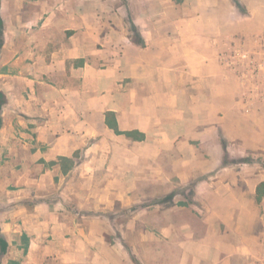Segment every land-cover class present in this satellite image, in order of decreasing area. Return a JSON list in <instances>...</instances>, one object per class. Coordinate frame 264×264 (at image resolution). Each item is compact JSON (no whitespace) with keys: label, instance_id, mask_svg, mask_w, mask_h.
<instances>
[{"label":"crops","instance_id":"0c3cea01","mask_svg":"<svg viewBox=\"0 0 264 264\" xmlns=\"http://www.w3.org/2000/svg\"><path fill=\"white\" fill-rule=\"evenodd\" d=\"M130 1L139 40L124 20L100 32L78 0H0V228L31 241L13 264L40 240V264H264V140L240 116L234 44L182 39L207 18L234 32L238 7L184 0L171 44L159 0ZM10 161L28 163L15 183L33 205L12 204ZM80 192L86 228L68 211Z\"/></svg>","mask_w":264,"mask_h":264},{"label":"rangeland","instance_id":"374dc122","mask_svg":"<svg viewBox=\"0 0 264 264\" xmlns=\"http://www.w3.org/2000/svg\"><path fill=\"white\" fill-rule=\"evenodd\" d=\"M71 0H63V3L68 8ZM239 9V14L234 18L236 26L234 32L223 33L220 37L216 34L214 29V21L207 18V23H204V19H200L194 26L189 23H184L183 28L185 32L182 34L183 44H234L233 49L227 48L224 50L228 62H230L238 76V92H239V104L242 109L240 116L245 118L246 114L249 116V120L254 127L253 138L256 141L264 140V0H233ZM194 0H190L189 3H193ZM79 4L83 7L91 9L95 12L94 18L96 28L100 29V32L107 27H111V24L116 27L119 23L124 22L129 27L132 36L135 40H139V33L132 18V5L134 1L130 0H78ZM174 4V5H172ZM185 4L184 0H162L158 1L157 9L159 15L165 14L169 19L167 22L168 38L171 44H175L180 36L177 32L178 26L176 18L180 14H184L185 9L182 6ZM131 10V11H130ZM2 19V18H1ZM99 25V22H102ZM204 21V22H203ZM5 25V20H2ZM230 23V22H229ZM207 25V26H206ZM196 27V32L194 31ZM228 27V26H227ZM4 27H2L3 30ZM229 30V29H228ZM3 32V31H2ZM96 44H101L99 41ZM1 47V46H0ZM232 61V62H231ZM230 66V65H229ZM258 161L264 166V162L261 157H256ZM7 162H1L2 170L5 173H9L10 190L14 191L16 201L12 204L21 203L24 205H33L38 200L37 197L25 196L23 185H16L18 175L22 173L27 162L23 161H10L9 167ZM53 165V164H51ZM61 181L57 178L58 184L62 189H65L68 185L67 180ZM53 180V179H52ZM50 185V184H48ZM86 190L85 179L82 181V185L79 186ZM37 188V187H36ZM48 189V188H47ZM56 187L49 189L45 199H60L65 198V194L61 195L60 190H55ZM52 190V191H51ZM3 195L0 192V196ZM31 198V199H30ZM67 201L73 203V208H68V211L77 213L80 227L86 228V217L91 215L92 212L88 210V197L86 192H80L74 195V201L69 197H66ZM30 203V204H29ZM166 203V202H165ZM10 203V206L12 205ZM166 205V204H164ZM6 207L2 201H0V219H6ZM10 219V216L8 217ZM5 234V233H4ZM20 234V231L18 232ZM1 236V234H0ZM6 236V235H5ZM8 236V235H7ZM40 235H37L39 237ZM6 238V237H5ZM52 239L51 236H49ZM7 240V239H6ZM8 245L6 251L0 255V264H13L14 262L24 261L27 257L30 249V235L26 232L21 234L18 239L12 240L10 243V235L8 236ZM37 245L34 246L36 252L32 258V264H40V255L43 252L42 247L46 243H50L48 240L36 241ZM84 243V242H80ZM58 242H52V249L58 247ZM10 249L12 253L10 254ZM42 253V254H41ZM49 254V253H48ZM50 255V254H49ZM47 255V256H49ZM49 257H47L48 259Z\"/></svg>","mask_w":264,"mask_h":264},{"label":"trees","instance_id":"16d2710c","mask_svg":"<svg viewBox=\"0 0 264 264\" xmlns=\"http://www.w3.org/2000/svg\"><path fill=\"white\" fill-rule=\"evenodd\" d=\"M3 23H2V19L0 17V46H1V42H2V26ZM5 103V95L3 94L2 91H0V127L2 126V116H1V109H2V106L4 105ZM262 186L264 184H261ZM261 187V186H260ZM0 255H2V253H4V251H6V248H7V245H8V242L4 236V234L2 233L1 231V228H0Z\"/></svg>","mask_w":264,"mask_h":264}]
</instances>
